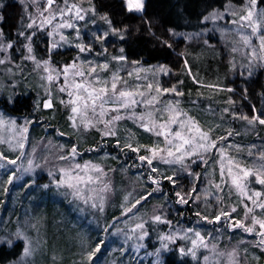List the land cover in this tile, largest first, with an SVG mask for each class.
I'll return each mask as SVG.
<instances>
[{
	"label": "rangeland",
	"instance_id": "rangeland-1",
	"mask_svg": "<svg viewBox=\"0 0 264 264\" xmlns=\"http://www.w3.org/2000/svg\"><path fill=\"white\" fill-rule=\"evenodd\" d=\"M12 1L18 5L21 17L27 22L26 28L31 31V37L38 34L37 42L44 48L47 57L43 60L36 59L32 51L28 52L30 43L26 44L24 55L13 62H9L7 54L0 57L5 63L6 73L13 76L20 86L19 91L8 96L0 83V97L6 100L8 106L16 97L28 99L18 130L14 126V120L0 110V165H3L0 167V237L14 234L23 242V250L16 259L2 264H220L219 257L213 255L208 248L199 250L195 257L189 251L192 257L188 256L181 248L176 249L178 253H174L172 249L175 248L170 245L180 236L161 239L157 246L150 243L146 245L145 236L143 240L137 239L143 233L136 227L141 217L136 213L130 216L123 214L131 202L117 176L112 180L111 194L104 201L105 206L100 216L94 217L73 193L77 185L75 178H72L71 183L52 177L44 179L36 170L46 153L47 145L42 146L36 154L34 145L41 136H46L45 131L52 128L64 135H70L67 121L64 120L66 114L76 105L70 104L69 100L75 99L78 92L86 96L83 90L75 88V83L90 82L98 78L99 83L90 84V87L99 88L107 82L108 95L111 96L110 86L114 77L117 78V89L132 91L138 105L142 100L153 96L159 101H153L154 110L148 109L152 113L150 123L155 135L159 131L156 125L167 121L169 116L168 112H164L163 119H160L162 113L155 109H160L169 102H178L176 107L182 113L179 119L185 127L180 129L176 123L167 125L175 126L176 131L180 130L185 139L192 138L193 142L192 145H183L177 152L176 146L182 145V140L176 139L175 148L165 144V149L160 138L151 137L141 129L144 125L150 126L146 121L147 117L142 121H135L140 127L127 118L110 125L105 134L107 137L99 147L98 157L117 171L122 163L116 150L126 147L125 145H131L144 154L150 150L163 149L167 152L171 149V162L155 164L156 173L168 179L171 177L172 180L184 178V184L185 177L181 173L185 171L180 172L179 169L183 162H172L183 155V161H190V166L186 167L190 170V175L185 173L187 185L182 191L185 198L190 200L188 202L192 213L203 217L199 223L192 220L190 227L212 243H217L216 245L226 239L235 243L243 256H246L248 264H264V243L260 245L245 237L250 233L245 228L253 225L249 215L250 206L254 211L260 212L261 207L258 205L261 203L257 200L259 196L249 199L246 187L242 193L232 182L239 176L238 183L243 185L241 169L255 173L264 168V142L238 145L229 138V134L233 132L229 121L234 116L241 117L242 112L238 106L244 104L245 99L233 88H224L217 91V98L211 101L212 110H206L179 98L175 92L157 93V86L162 89L174 88L162 85L167 73L166 65L148 63L143 57L135 56L128 46L123 45L122 31L115 30L107 19L96 16L91 5L85 6L87 3L83 4L80 0L77 4H72L76 7L70 12L67 9L71 5H68L61 15L58 10L63 9V6H48L47 0H0V14ZM121 1L128 10V0ZM136 2L137 0H132L131 12L141 14L144 0H139L142 4L140 10L135 9ZM222 5L224 9L221 12L215 11L218 5L209 6L208 18L211 27L219 33L225 44V58L230 75L244 81L252 78L256 70L264 73V45L261 44V39L264 38V3L256 1L253 5L251 1H245L238 6L233 1H224ZM186 7L189 10L190 6ZM181 8L185 14V5ZM77 9L81 10L83 19L76 17ZM249 10L252 16L247 20L240 19L247 16ZM184 17L179 18L169 9H164L161 13L164 30L174 39L186 43L188 37L184 32L190 26L183 23ZM186 17L198 22L202 14ZM0 23V30L3 31L4 24L2 21ZM29 24L32 26L29 27ZM61 24L64 26L60 27ZM1 33L0 31V44L3 39ZM242 36H247L249 43H245ZM77 45L86 50L82 52ZM0 52H5V48ZM68 66L74 67L69 68L65 75L63 70ZM45 67L48 71L44 70ZM75 71L84 72V76H73ZM49 75L53 76L52 80L47 79ZM148 84L153 87L149 89ZM61 88H65V91H61ZM69 92L72 93L71 97ZM140 92L144 95L137 94ZM49 103L51 106H46ZM99 105L100 101H97L95 113L89 107L84 116L81 113L73 114L77 121L84 118L83 123L90 125L102 120L106 108L118 106L107 103L101 109ZM260 109L254 111L253 117L264 119V94L260 100ZM239 120L244 121L241 118ZM201 133L207 134V141L200 140ZM52 134L49 133L51 137L54 136ZM198 143H205L206 147L199 148ZM213 143L214 146H211ZM65 145L66 141H60L58 148ZM193 150L196 155H192ZM32 153L35 154L34 160ZM86 171L88 169L84 164L73 175L84 177ZM183 199L178 195L177 203L183 202ZM165 204L177 213L170 202L165 201ZM225 212L227 215L222 214ZM237 222L245 227L238 226ZM14 239L12 237L11 240ZM15 244L16 240L10 248L5 243L0 249L11 255ZM26 248L30 250V255H25Z\"/></svg>",
	"mask_w": 264,
	"mask_h": 264
},
{
	"label": "trees",
	"instance_id": "trees-1",
	"mask_svg": "<svg viewBox=\"0 0 264 264\" xmlns=\"http://www.w3.org/2000/svg\"><path fill=\"white\" fill-rule=\"evenodd\" d=\"M78 1L80 0H67L65 3V0H54L53 5L61 4L65 9L68 5L77 4ZM81 1L83 4L87 3L85 6L91 5L96 16L107 19L115 30L122 31L123 45L128 46L135 56L143 57L148 63L166 65L167 73L162 80V85L167 88H176L179 93H182V95H178L179 98L202 109L212 110L211 101L218 95L217 91L233 88L245 99V102L238 106L242 112L241 117L234 116L229 121L230 127L233 128L229 138L238 145H251L257 141L264 142V125L256 121L250 124L248 120H239V118L243 119L244 116L251 119L254 111L261 110L260 100L264 94V73L262 70H256L252 78L244 81H239L235 75L232 77L227 70L225 44L219 33L211 27L208 18V7L211 5H218L219 7L215 11L221 12L224 9L222 5L224 1H233L239 6L245 1L250 2L251 0H144L141 14L128 11L121 0ZM256 1L264 3V0ZM183 4L186 8L185 14L181 8ZM187 5L190 6L189 10L191 11L187 9ZM164 9L173 10L181 19L185 16L183 23L190 26L184 32L188 37L186 43L174 39L164 30V21L161 18ZM191 14L193 16L202 14V17L196 22L186 17V15L189 17ZM21 16L18 5L13 1L9 2L6 9L0 14V22L2 21L4 24V30H0L3 37L2 44H11V48L5 47V52H0V57L7 54L9 62H13L17 57L24 55L26 44L30 43L29 47H31L35 58L46 59L44 48L40 47L37 42L38 34L31 37V31L26 28L27 22ZM4 66V62L0 63V83L4 86L8 96H13L16 91L20 90V86L13 76L6 73ZM27 102V98L16 97L13 103L8 106L6 100L0 97V110H3L14 120V126L17 130L23 121V110ZM154 106L155 103L154 105H141V103L138 105L136 103L132 108H119L118 112L112 111V108L118 106H111L104 110L101 121L93 122L90 125L83 123L84 118L82 121H77L78 119L73 113H67L64 122H68L66 125L70 135H64L55 129L48 128L45 131L46 136H41L38 142L36 141L34 145L35 154L42 146L47 145L46 153L42 161L38 163L36 170L44 179L52 177L62 182L71 183L72 178H75L77 185L73 189V193L80 198L82 205L86 206L85 208L89 213L96 217L100 216V212L105 206L104 201H107L106 199L111 194L112 180L117 176L122 182L123 191L131 202L123 214L130 216L136 213L139 215L138 217H141L138 223H143V229L140 228V230L147 233L145 235L146 245L150 243L152 246H157L162 237L180 236V238L174 239L170 245V247L175 248L172 249L174 253H178L176 249L181 248L182 251L185 250L188 256L192 257L190 254L192 251L199 253V250H203L202 248H208L213 255L219 257L220 264H248L246 256H243L242 252L234 245L235 243L226 239L216 245L217 243L214 244L207 237L201 236V233L197 236L196 233L198 232L190 227L192 220L199 223L202 222L203 217L192 213L188 202L190 200L185 198L182 191L187 185V174L190 175V170L186 169L190 166L189 160H184L183 164L179 166L180 172L185 171L181 173L185 177L183 184L184 178L178 177L172 180L168 177H161L152 171L155 164L171 162L172 158L167 155L166 150H157L153 157L152 151H147L144 154L138 150L132 151L130 147L118 148L116 153L122 166L117 171H114L111 166H108L104 160L98 157L99 147L107 137L105 134L110 125L129 118L134 121L137 127H140L141 125L135 121H142L146 117V121L150 123L146 114L149 113L148 109L154 110ZM117 115L120 116V119H113ZM141 115H143V119L140 118ZM158 125H156V129L159 128ZM148 128L151 129V123ZM141 129L145 130L151 137L160 138L165 149L167 146L177 144L176 138L172 136H168V140H171V144H169L164 135H155V130H146L145 127H141ZM167 129L170 132L176 131V127L173 125L171 127L167 125ZM49 133H53L54 136L51 137ZM60 141H66L67 145L58 148ZM73 149L75 152L72 151ZM35 154L32 153V157L34 155L33 160ZM61 156H66L67 159H60ZM141 156L152 158V164L149 165L146 160L142 161L139 158ZM165 160L169 162L166 163ZM76 164L81 167L76 168ZM84 164L87 165L88 169L85 173L87 177L73 175L81 170ZM97 168L100 171H96ZM154 180L155 182H153ZM242 184L246 187L248 196H251L253 192H260L261 195L257 199L258 203H264V185L255 182L254 175L244 177ZM102 189L105 190L102 191ZM177 193L184 198L183 202L179 204L176 200ZM165 201L170 202L177 213L166 206ZM249 212L251 219L253 220L255 217L257 223H252L253 231L247 233L245 237L261 245L264 236L257 235V233H264V229L260 228V222H264V209L261 208L258 213L250 206ZM157 215L161 218L159 221L154 220ZM5 237L10 240L15 237L16 244L11 255L0 249V264L15 260L23 250V242L16 235ZM193 241L196 242L195 246ZM3 244H0V248L4 247Z\"/></svg>",
	"mask_w": 264,
	"mask_h": 264
},
{
	"label": "snow or ice",
	"instance_id": "snow-or-ice-1",
	"mask_svg": "<svg viewBox=\"0 0 264 264\" xmlns=\"http://www.w3.org/2000/svg\"><path fill=\"white\" fill-rule=\"evenodd\" d=\"M53 2H54V0H47L48 6H51L53 4ZM65 3H67V0H65ZM251 3L254 5L255 4V0H251ZM128 6H129L128 10L132 11V9H133L132 0H128ZM75 7H76L75 5H71L67 9V11L70 12L71 9L75 8ZM141 8H142V4L139 2V0H137V2L135 3V9L136 10H140ZM58 11L60 12L61 15H63L64 12H65V9H59ZM80 11H81L80 9H77L75 15H76L77 18L83 19V16L80 15ZM251 16H252V12H251V10H249L248 13H247V16H242V17H240V19L247 20ZM233 23H235V21H233ZM28 26L31 27L32 25L29 24ZM59 26L63 27L64 25L61 24ZM69 26H71V25L69 24ZM241 27H243V25H241ZM253 31H255V28H253ZM242 39L244 40L245 43H249V40H248L247 36H242ZM261 44L264 45V38L261 39ZM77 46L80 47V50L82 52L86 50L83 46H80V45H77ZM5 47L11 48V44L10 43L7 44V45L0 44V51H2ZM31 51H32L31 47H28V52L31 53ZM113 59H123V57H113ZM0 63H3L2 59H0ZM45 65H47V62H45ZM71 67H74V66H68V67H66L63 70L65 75H67L68 70ZM104 67H107V65H105ZM44 70L48 71L47 67H45ZM92 71H95V69H92ZM73 76H84V72L75 71V72H73ZM47 79L48 80H52L53 76L49 75L47 77ZM116 79L117 78L114 77L113 82L111 83V86H110L111 87V93H112L111 96L108 95L109 87L107 85V82L104 83V86L99 87V88L90 87V84H98L99 83V79L98 78L94 79L93 81H90V82L89 81H83V82L75 83V88L77 90H83V92L86 93V96L85 95H80L79 92H78L75 99L69 100L70 104L76 105V106H73L71 108V112L74 113V114L81 113V115L84 116V115L87 114L88 108L91 107L93 113H95L96 107H97V101H100V105L99 106H100L101 109L107 103L117 104L118 107L112 108V111H117V112L119 111V108H125V107H129L130 105H135L137 103V101L134 98V93L132 91H130V90H118L117 89V83L115 82ZM147 87L149 89H151L153 87V85L152 84H148ZM60 90L61 91H65V88H61ZM229 91H231V89H229ZM156 92L157 93H160V92H175L178 95H182V93H179L176 88L162 89L159 86L156 87ZM137 94L140 95V96L144 95V93H142V92L137 93ZM68 95L71 97L72 93L69 92ZM78 101H82L83 103L82 104H78L77 103ZM153 101H156V97H154V96L149 98V99H147V100H142L141 103H143L145 105H152ZM61 102L63 103V101H61ZM156 102L159 103V101H156ZM176 104H178V102H176ZM176 104H173L172 102H169L166 105H164V107H162L160 109H155V111H159V112L162 113L160 119H163V113L164 112H168L169 113L167 121H165L164 123H161V124L158 125L159 131H157L156 134L157 135H164L165 136V140L169 144H171V140H168V136H172V137H174L176 139L182 140V145H177L176 146V151L179 152L180 148L183 145H192L193 141H192V138L185 139L182 136V132L180 130H177L175 132H170L167 129V124L168 123H176V124L179 125L180 129H183L185 127L183 121H181L179 119V117L182 115V113L178 109V107H176ZM46 106L50 107L51 104L49 103ZM102 114L103 113L101 112V115ZM133 114L135 115V113H133ZM146 115L149 117V121L151 122L152 113L149 112ZM140 118L143 119V115H141ZM113 119L118 120V119H120V116L117 115ZM243 119L248 120V122L250 124L253 123L254 121H258L260 124H264V119H261V118H259L257 116H254L251 119H249L247 116H244ZM144 127L146 128V130H151V129L148 128L147 125H144ZM197 131L199 132V129H197ZM200 140L207 141L208 140L207 134L206 133H201ZM20 146H22V143L20 144ZM125 146L126 147H130L132 149V151H137L138 150L137 148L132 147L131 145H125ZM211 146H214V143ZM198 147L199 148H205L206 145H205V143H198ZM157 150L163 151V149L150 150V151H152L153 157L155 156ZM72 151L75 152V149H73ZM196 154L197 153L195 152V150H193L192 151V155H196ZM167 155L169 157L173 156V152H172L171 149L167 150ZM139 158L142 161L146 160L149 165L152 164V158H149L147 156H141ZM0 159H2V157H0ZM60 159H67V157L66 156H61ZM183 159H184V156L180 155V156L176 157L175 161H172V162L182 163ZM164 162L167 163L169 161L165 160ZM194 162L195 161H193V163ZM9 163H15V161H9ZM0 167H3V165H0ZM70 167H71V165H70ZM75 167L76 168H80L81 166L79 164H76ZM85 167H87V165H85ZM96 171H100V169L97 168ZM152 171L156 172L157 169L155 167H153ZM241 172L243 173L244 177H248L249 175H255V182H257V183H259L261 185H264V168L257 170L255 173H253V172H251L250 170H247V169H241ZM229 175H231V169H229ZM169 179H171V177H169ZM239 179H240V177L237 176L236 178L233 179L232 182L243 193V192H245V186L241 185L240 183H238ZM153 182H155V180ZM105 189H106V186H105ZM105 189H102V191L105 190ZM77 191H79V189H77ZM177 195H179V193H177ZM260 195H261L260 192H253L251 194V196L249 197V199H251L253 196L254 197H258ZM101 199H103V197H101ZM182 199H183V197H182ZM253 202L255 203V201H253ZM93 206H95V205H93ZM258 206L261 207V208H264V203H261ZM233 211H235V209H233ZM222 214L223 215H227L226 212L222 213ZM160 219L161 218H160L159 215L154 217V220H156V221H159ZM217 219H219V217H217ZM237 223H238V226L245 227L243 224H240L239 222H237ZM255 223H257V221H256V218L253 217V224H255ZM136 227L143 229V223H138L136 225ZM260 228L264 229V222H260ZM245 230L248 231V232H252L253 228L252 227H246ZM133 231H135V229H133ZM145 235H147V233L143 232L140 236L137 237V239L143 240ZM196 235L199 236V233H196ZM257 235L264 236V233L258 232ZM162 239H171V237H162ZM195 243L196 242L193 241V245L194 246H195ZM261 243H264V240H262ZM30 254H31L30 250L26 248L25 249V255H30ZM192 255H193V257H195V251H192Z\"/></svg>",
	"mask_w": 264,
	"mask_h": 264
},
{
	"label": "clouds",
	"instance_id": "clouds-1",
	"mask_svg": "<svg viewBox=\"0 0 264 264\" xmlns=\"http://www.w3.org/2000/svg\"><path fill=\"white\" fill-rule=\"evenodd\" d=\"M6 243L10 248L12 246L13 240L8 239L7 237H0V244Z\"/></svg>",
	"mask_w": 264,
	"mask_h": 264
}]
</instances>
